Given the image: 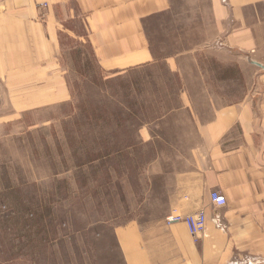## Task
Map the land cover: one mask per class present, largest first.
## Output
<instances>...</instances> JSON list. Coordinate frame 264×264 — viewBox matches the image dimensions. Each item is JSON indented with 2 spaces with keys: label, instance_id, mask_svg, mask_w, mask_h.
I'll list each match as a JSON object with an SVG mask.
<instances>
[{
  "label": "crops",
  "instance_id": "crops-1",
  "mask_svg": "<svg viewBox=\"0 0 264 264\" xmlns=\"http://www.w3.org/2000/svg\"><path fill=\"white\" fill-rule=\"evenodd\" d=\"M63 22L79 24L81 33L65 29L111 75L167 66L180 90L166 117L187 111L171 145L189 152L165 174L162 214L115 225L89 264H264V0H0V74L53 71L51 95L36 97L66 100ZM213 191L227 200L222 227ZM200 210L208 222L198 239L167 220Z\"/></svg>",
  "mask_w": 264,
  "mask_h": 264
},
{
  "label": "rangeland",
  "instance_id": "rangeland-1",
  "mask_svg": "<svg viewBox=\"0 0 264 264\" xmlns=\"http://www.w3.org/2000/svg\"><path fill=\"white\" fill-rule=\"evenodd\" d=\"M63 24L66 100L36 97L53 71L0 74V264L93 262L115 225L162 214L165 174L189 152L171 145L187 111L166 117L180 90L167 66L111 75Z\"/></svg>",
  "mask_w": 264,
  "mask_h": 264
},
{
  "label": "built area",
  "instance_id": "built-area-1",
  "mask_svg": "<svg viewBox=\"0 0 264 264\" xmlns=\"http://www.w3.org/2000/svg\"><path fill=\"white\" fill-rule=\"evenodd\" d=\"M211 200L214 209V221L219 227H222L221 223V210L226 206V197L219 191H213L211 193ZM167 220L169 222L184 221L194 239H198L203 235L207 228L208 216L204 210L194 212L187 215H182L177 212H173ZM230 264H256L251 259H245L242 261H232Z\"/></svg>",
  "mask_w": 264,
  "mask_h": 264
},
{
  "label": "trees",
  "instance_id": "trees-1",
  "mask_svg": "<svg viewBox=\"0 0 264 264\" xmlns=\"http://www.w3.org/2000/svg\"><path fill=\"white\" fill-rule=\"evenodd\" d=\"M89 45V44H88ZM90 46V45H89ZM62 48V50H63V47H61ZM90 49H91V47H89ZM92 51V50H91ZM93 54V53H92Z\"/></svg>",
  "mask_w": 264,
  "mask_h": 264
}]
</instances>
